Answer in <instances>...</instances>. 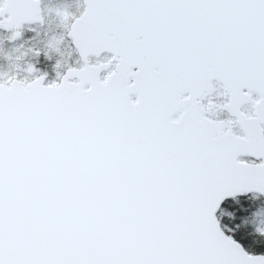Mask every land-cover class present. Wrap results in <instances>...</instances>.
Returning <instances> with one entry per match:
<instances>
[{"label": "snow or ice", "instance_id": "1", "mask_svg": "<svg viewBox=\"0 0 264 264\" xmlns=\"http://www.w3.org/2000/svg\"><path fill=\"white\" fill-rule=\"evenodd\" d=\"M0 264H264V0H0Z\"/></svg>", "mask_w": 264, "mask_h": 264}]
</instances>
